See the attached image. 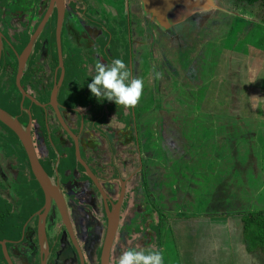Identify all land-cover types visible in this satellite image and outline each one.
I'll list each match as a JSON object with an SVG mask.
<instances>
[{
    "label": "flooded vegetation",
    "instance_id": "obj_1",
    "mask_svg": "<svg viewBox=\"0 0 264 264\" xmlns=\"http://www.w3.org/2000/svg\"><path fill=\"white\" fill-rule=\"evenodd\" d=\"M177 3L188 1L63 0L60 13L51 0H0V108L29 129L56 188L46 193L0 121V264H9L4 248L12 264H101L108 213L121 197L109 264L129 248L182 252L155 188L161 166L144 154L141 115L98 102L87 87L97 61L122 59L134 78L144 19L166 18ZM175 264H185L181 254Z\"/></svg>",
    "mask_w": 264,
    "mask_h": 264
},
{
    "label": "rangeland",
    "instance_id": "obj_2",
    "mask_svg": "<svg viewBox=\"0 0 264 264\" xmlns=\"http://www.w3.org/2000/svg\"><path fill=\"white\" fill-rule=\"evenodd\" d=\"M187 1L173 7L164 19H144V43L134 50V78L143 81L135 108L144 110V133L151 145L145 153L149 163L158 162L153 154L176 158L181 152L177 160L182 162L170 167L172 175L158 172L154 182L155 188L159 182L163 217L177 220L172 227L176 242L191 254V240L207 225L214 231L217 220L233 218L239 223L232 221L231 226L242 236L243 225L236 215L264 210V3ZM178 16L182 17L174 21ZM221 112L224 120L216 117ZM156 127L161 133L159 147L152 144ZM184 155L192 161L194 175L185 172L183 180V169L190 165L183 162ZM165 159L162 162L167 164ZM176 173L178 181L173 178ZM188 179L192 189L196 186L207 193L190 197L192 211L177 207L184 206L178 196V189L183 190L180 181ZM204 197L208 207L199 209L197 202ZM185 219L190 224L185 225ZM167 225L162 234L172 240ZM165 251L164 262L175 264L178 253L168 251L167 246Z\"/></svg>",
    "mask_w": 264,
    "mask_h": 264
},
{
    "label": "crops",
    "instance_id": "obj_3",
    "mask_svg": "<svg viewBox=\"0 0 264 264\" xmlns=\"http://www.w3.org/2000/svg\"><path fill=\"white\" fill-rule=\"evenodd\" d=\"M217 1V0H216ZM178 4V3H177ZM177 4H175L173 7H176ZM210 8H213L214 10H218L217 6H210ZM149 10H147V13ZM146 13V14H147ZM223 13V12H222ZM167 14V13H166ZM150 16V15H149ZM168 17V16H167ZM152 18H156V16L152 17ZM164 19V18H163ZM171 25V24H170ZM155 32V31H154ZM153 32V33H154ZM150 35V33H149ZM184 46V45H182ZM185 47V46H184ZM155 46H154V50H155ZM184 49V52L187 53L186 49ZM156 51V50H155ZM140 115H141V128H140V138L141 140H143V150H144V154L147 151V147L149 148L151 145L149 144V142L147 141V138L145 137V133H144V110H138L137 111ZM212 115L215 116V113H210ZM225 115V113H219L217 115L216 113V117H222V120H224L223 116ZM226 123V122H225ZM228 124V123H226ZM156 126L160 125V118L158 120H156ZM234 128V126H233ZM160 129V128H159ZM156 127V132L157 134L154 133L152 138V144L154 146L159 147L160 146V139L159 136H161L160 130ZM237 129V128H235ZM238 131V129H237ZM223 140L225 141V137H223ZM229 138H226V141H228ZM172 147H174V145L171 143L170 144ZM231 146L235 145L234 143L230 144ZM155 148V147H153ZM187 154L188 152L185 151ZM168 153L170 154V151L168 150ZM181 153V152H180ZM179 153V154H180ZM232 152L227 153L226 157L230 156ZM177 154L176 158H170V157H165L162 158L159 154H153V156L155 155L159 165L160 163L162 164V160L165 159L168 161L167 164L163 163V165H161V172H169L170 175H172L171 171H170V167H174L172 165H174L175 163L179 164L182 161H178L177 158L180 157V155ZM189 156V154H188ZM187 155H184V161L186 164H190L189 168L186 169V171L183 169V175L185 179V172L187 173L188 176H193L194 173H192V161H190V159L188 158ZM171 159V160H170ZM174 162V163H173ZM235 163L237 164V161L235 160ZM176 169V168H175ZM179 170H177L178 173ZM181 171V170H180ZM177 173L175 175H173V178L177 180ZM199 174V172H198ZM158 175V173L156 174ZM182 178V176H180ZM181 180L180 183H182L181 187H183V190H181L182 188H179L177 186H173V189H178L179 191V199H182L183 205H178L177 207L180 206L181 208L184 209H189L190 211H192V209L194 208L192 206V200H190V197L194 198V195H204L206 196V189H201L197 190L194 186V189L191 188V179H188L186 181ZM247 184V183H246ZM172 188V187H171ZM215 190V189H214ZM217 191V189L215 190ZM214 191V192H215ZM218 193V191H217ZM202 198V196H200V199ZM205 199L202 200L201 202H197L198 203V207L199 209L203 206L205 209L208 207V202L206 201V197H204ZM178 199V197H177ZM217 200V199H216ZM176 204V203H175ZM202 210V209H201ZM236 219L238 218L240 220V218L238 217V215H236ZM194 218V217H192ZM189 218V219H192ZM229 219V220H226ZM193 220H199V219H193ZM237 222L239 223V221H234L233 218H222L217 220L216 223L214 224V231L211 229L213 228V226L207 225L204 229H201L199 231L198 234H196L197 236H194L193 239L191 240V242H193L192 244V253L190 254V251L185 252L184 251V247H182L183 245L179 244L178 248H183L182 252H180L181 254V258L183 259V262L186 264V260L190 259L189 263L190 264H264V253L261 250H257L254 252H250L247 248V242L244 239V236H240V234L238 233V231L236 230L235 226H231L232 224H234L233 222ZM183 222H185L186 224H190V222L188 223L187 219L183 220ZM242 223V222H241ZM233 230H231V227ZM230 231V232H229ZM186 248V247H185ZM190 248V246H189ZM179 255V254H178ZM177 255V256H178ZM188 263V262H187Z\"/></svg>",
    "mask_w": 264,
    "mask_h": 264
},
{
    "label": "clouds",
    "instance_id": "obj_4",
    "mask_svg": "<svg viewBox=\"0 0 264 264\" xmlns=\"http://www.w3.org/2000/svg\"><path fill=\"white\" fill-rule=\"evenodd\" d=\"M87 87L98 102L135 107L142 96L143 81L131 77L125 62L116 58L109 63L97 61ZM116 264H164V253L161 249L129 248L121 252Z\"/></svg>",
    "mask_w": 264,
    "mask_h": 264
},
{
    "label": "water",
    "instance_id": "obj_5",
    "mask_svg": "<svg viewBox=\"0 0 264 264\" xmlns=\"http://www.w3.org/2000/svg\"><path fill=\"white\" fill-rule=\"evenodd\" d=\"M54 4H57L60 13L64 10L63 7V0H51V8L54 6ZM35 38V37H34ZM31 45L26 49L23 55V59L27 57L29 54ZM57 93L58 89L54 88L52 92V103L53 105L57 104ZM0 121L7 125L9 128H11L15 134L18 136L20 141L23 143L25 150L27 152V155L30 159L33 172L39 181L41 187L46 191L48 195L53 194V192L56 190L55 186L52 184L51 180L47 176V174L44 172L42 166L40 165L34 149L32 145V139L30 135V131L28 128H25L14 116L10 115L8 112L0 108ZM94 178V177H93ZM122 199V197H121ZM121 199L117 205H114L112 212L108 213V226H107V234L104 242V247L102 250V257H101V264H109L110 262V254L112 250V246L114 243V238L116 236V232L119 225V205L121 202ZM4 246V245H3ZM5 256L9 262V264H12L10 257L7 253V250L4 248Z\"/></svg>",
    "mask_w": 264,
    "mask_h": 264
},
{
    "label": "trees",
    "instance_id": "obj_6",
    "mask_svg": "<svg viewBox=\"0 0 264 264\" xmlns=\"http://www.w3.org/2000/svg\"><path fill=\"white\" fill-rule=\"evenodd\" d=\"M238 5H255L264 0H233ZM243 225V236L250 252L264 253V210H253L238 214Z\"/></svg>",
    "mask_w": 264,
    "mask_h": 264
}]
</instances>
